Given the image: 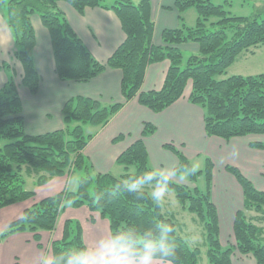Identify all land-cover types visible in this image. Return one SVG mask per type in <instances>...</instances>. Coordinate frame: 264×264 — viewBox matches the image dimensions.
<instances>
[{
	"label": "trees",
	"instance_id": "16d2710c",
	"mask_svg": "<svg viewBox=\"0 0 264 264\" xmlns=\"http://www.w3.org/2000/svg\"><path fill=\"white\" fill-rule=\"evenodd\" d=\"M175 0L182 13L194 7L197 13L192 26L184 23L178 28L164 29L161 43L153 42L154 20L150 0H0L5 6V20L14 41L13 59L21 68V85L35 93L40 75L34 63L36 34L32 16L37 15L48 30L54 57V69L62 81L87 82L107 68L121 71L122 102L103 105L99 99L77 95L62 106V128L38 134L25 130L22 101L14 77L0 86V209L34 199L35 191L27 189L26 178L33 177L35 185H43L55 177L64 176L76 168L85 171L76 189H62L56 194L35 200L23 209L21 216L0 231V242L17 232H30L38 247L42 246L41 232H52L68 207L85 206L107 220L112 246L124 247L130 254L146 252L155 259L172 264H197L199 247H191L177 230L175 220L168 216L146 185L159 183L174 191L182 206L194 213L204 226L207 257L211 264H231V251L252 255L256 264H264V189L258 190L230 165L243 187V208L235 213L232 225L233 243L222 247L218 237L215 205L210 200L212 161L190 176L195 180L204 172L205 190L198 186L178 184L159 174L149 165L148 153L142 139L131 143L117 157L124 172L90 175L91 165L81 151L92 134H84L83 127H102L119 111L125 102L136 97L138 102L153 111H161L183 94L191 79L189 100L204 109V130L209 136L224 139L264 133V72L254 75H229L226 72L236 57L253 53L264 45V16L232 15L227 0ZM59 2L70 4L78 13L86 8L113 10L121 22L124 40L105 60H97L69 24ZM228 31H231L229 34ZM195 42L197 51L184 61L181 44ZM168 59L169 66L159 90L141 91L146 68L153 62ZM12 68L11 63H3ZM155 126L145 122L142 136L153 133ZM252 145L264 148V142ZM180 155L177 169L190 172L192 164ZM133 183L137 192L126 189ZM119 186V191L114 189ZM253 212V214L248 213ZM164 252H168L167 256ZM50 264H78L86 257V246L80 222L66 219L59 239L51 241ZM14 264H19L15 261Z\"/></svg>",
	"mask_w": 264,
	"mask_h": 264
},
{
	"label": "crops",
	"instance_id": "0c3cea01",
	"mask_svg": "<svg viewBox=\"0 0 264 264\" xmlns=\"http://www.w3.org/2000/svg\"><path fill=\"white\" fill-rule=\"evenodd\" d=\"M132 1L137 3L140 0ZM150 3L154 20L153 42L155 44L161 43V32L164 29L178 28L182 23L190 26L186 22L187 14L190 15L193 24L196 21L197 15L194 16L193 11H188L190 9L182 13L183 20H180L175 0H150ZM59 7L64 11L73 30L97 60L105 61L124 40L125 35L121 22L113 10L92 7L86 8L80 14L65 2H59ZM31 19L36 34L34 63L40 75V85L35 93H31L20 83L22 68L12 56L13 36L4 14L2 16L0 14V62L7 58L14 69L12 73L18 85L27 133L38 134L62 128L64 122L61 109L64 102L71 97L88 96L99 99L106 106L123 101L119 69L107 68L87 82L60 80L54 69V57L48 30L37 15H33ZM179 48L195 52L197 44L187 42L181 44ZM168 66V59L149 64L140 90H159L163 85ZM8 77L9 73L7 74L0 66V86L7 81ZM188 95L189 92L158 112L140 104L136 97L128 100L105 125L93 127V130H90L89 134H92V137L81 151L83 157L91 164L95 172H111L119 175L124 172V169L122 171L117 165L118 155L138 139L143 140L149 160L150 150H161V147L167 145L169 141L186 152L206 153L210 157L214 154L220 156L218 151H223L221 157L227 161H230L228 156L235 155V151L252 149L250 139L252 136H236L229 140L207 135L204 130V109L192 103ZM145 122H153L155 130L149 135L142 136ZM193 123L195 128L192 126ZM205 136L210 139H202ZM202 141L208 144L207 150L199 145ZM114 170L116 172H112ZM68 181L65 176L55 177L43 185H36L34 199L0 209V212H4L0 213V221H2L0 231L5 230L12 220L20 217L23 209L35 200L56 194L65 188L69 189ZM4 209L7 211H1ZM66 219H76L80 222L86 246V257L96 256L106 246H112L107 220L97 212H90L85 206L68 207L59 217L54 231L41 232V247L37 246L33 234L27 231L14 233L1 241L0 264H14L15 261L19 264H50L51 241L61 237L63 223ZM233 219L231 225H233ZM227 236L229 240L232 239V233H228ZM218 237L221 240L219 225ZM26 246H30L31 249L24 257L21 250ZM153 264L172 263L154 259Z\"/></svg>",
	"mask_w": 264,
	"mask_h": 264
},
{
	"label": "rangeland",
	"instance_id": "374dc122",
	"mask_svg": "<svg viewBox=\"0 0 264 264\" xmlns=\"http://www.w3.org/2000/svg\"><path fill=\"white\" fill-rule=\"evenodd\" d=\"M227 1L229 4L226 5V8L232 15L259 14L260 17L264 16V0ZM219 2H222V0ZM188 9H190L188 11H193L194 16L197 15L194 7H190ZM5 12V6H2L0 10L1 16L5 14ZM186 22L190 26L193 24L189 14H187ZM228 32L229 34L231 33V31ZM190 52L191 51L182 49L184 61L187 59L188 55H190ZM7 61V58L4 61H1L0 66L3 65V63H7ZM8 63L11 62L8 61ZM4 69L7 74L9 73V77H14L12 73V70L14 72V69ZM260 72H264V45L255 48L253 53L245 51L240 53L234 62H232V64L227 68L226 72L218 76V78L229 75H254ZM191 87V79H188L184 86L182 95L188 94V92L191 91ZM149 123L154 124L153 122ZM192 126L194 128L196 127L194 123ZM83 130L84 134L87 135L90 133V130H93V126L85 125ZM244 136H252L250 138L252 142H264V133H248L247 135L240 137ZM202 139L209 140L210 138L205 136ZM4 143L5 141L3 139L0 140V146H2ZM187 143H189V141ZM167 144H173L175 146V144L171 143L170 141L167 142ZM199 145L206 150L208 149V144H206L204 141H202ZM251 147L252 149L247 151H235V155L228 156L230 161H227L221 157L223 156V151H218L220 156L214 154L212 157H210L206 153L196 154L195 152H186L185 150L175 146L176 150H178L183 155V157H185L192 164L193 167L198 166V170H203L205 168L206 158L212 161L210 200L216 207L217 221L220 229V242L224 248L230 246L231 243H233V237L231 240H229L227 234L232 233L231 222L234 212L238 209H242L244 203L242 184L238 177L233 172L228 170L226 166L230 165L237 168L256 189H264V148L255 145H252ZM149 158L150 167H152L159 174L169 178L175 183L184 184L191 188L198 186L202 190H205L204 172H202V174L199 175L195 180H192L190 176L187 179H181L182 176H188V172L184 169H177L181 159L180 155L169 146L164 145L161 147V150H150ZM117 165L123 171V166L119 164ZM112 172L116 171L114 170ZM96 173L97 172H95L91 166L90 175L94 176ZM84 176L85 171L81 168H76L68 178V182L70 183L69 189H76L78 180ZM24 186L27 189L33 190H35L37 187L33 177H27ZM145 188H147L153 197L156 191H162L163 195L159 199L162 210L175 220L177 230L186 240V242L191 247L200 248V255L197 264H211L206 255L207 245L205 242L204 226L197 216L182 206L179 200L175 197L174 191L164 188L159 183L146 185ZM5 209L1 211H7ZM248 214H253V212H249ZM262 224L264 225V221ZM0 226H2V221H0ZM30 249V246L23 248L21 250L22 255L25 257V255L30 252ZM230 257L231 264H256V260L252 255H242L236 248H233Z\"/></svg>",
	"mask_w": 264,
	"mask_h": 264
},
{
	"label": "clouds",
	"instance_id": "9594fccd",
	"mask_svg": "<svg viewBox=\"0 0 264 264\" xmlns=\"http://www.w3.org/2000/svg\"><path fill=\"white\" fill-rule=\"evenodd\" d=\"M198 171V166L193 167L188 176H182L181 179H187L189 176L195 175ZM116 191H119V186H114ZM128 192H137L138 195H142L138 192L137 185L133 183L126 189ZM163 195L162 191H156L154 197L156 203L159 204V199ZM169 253L164 252L167 256ZM155 257L151 252H146L143 255H133L128 252L124 247L117 248L116 246H106L102 249L98 255L91 258L81 257L78 264H153Z\"/></svg>",
	"mask_w": 264,
	"mask_h": 264
},
{
	"label": "built area",
	"instance_id": "2783aa9c",
	"mask_svg": "<svg viewBox=\"0 0 264 264\" xmlns=\"http://www.w3.org/2000/svg\"><path fill=\"white\" fill-rule=\"evenodd\" d=\"M71 173H72V168H71V170H69V171L66 173L65 177H66V178H69V176L71 175Z\"/></svg>",
	"mask_w": 264,
	"mask_h": 264
}]
</instances>
